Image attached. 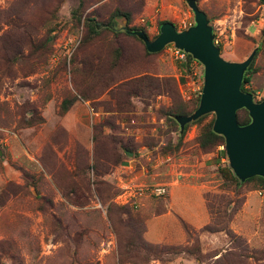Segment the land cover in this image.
<instances>
[{
	"label": "rangeland",
	"instance_id": "374dc122",
	"mask_svg": "<svg viewBox=\"0 0 264 264\" xmlns=\"http://www.w3.org/2000/svg\"><path fill=\"white\" fill-rule=\"evenodd\" d=\"M197 5L222 59L257 52L264 0ZM115 10L129 23L115 18L116 33L86 40L85 19L103 22ZM164 21L177 31L192 26L186 0H0V264H174L181 255L193 264H264V187L222 180L224 145L199 149L213 114L176 149L180 128L166 114L196 87L180 85L165 48L147 55L123 31L152 41ZM175 181L201 190L215 231L202 243L191 236L184 248L193 254L143 249L139 240L167 196L136 193L169 192Z\"/></svg>",
	"mask_w": 264,
	"mask_h": 264
},
{
	"label": "water",
	"instance_id": "95a60500",
	"mask_svg": "<svg viewBox=\"0 0 264 264\" xmlns=\"http://www.w3.org/2000/svg\"><path fill=\"white\" fill-rule=\"evenodd\" d=\"M186 2L194 17V24L186 30L177 31L168 22L161 25L158 36L152 41L143 32H131L125 28L123 31L142 41L149 54L160 53L172 44L203 67V87L198 107L191 115L176 118L180 132L187 124L213 114L212 131L224 139L225 155L234 176L242 183L254 177L264 179V100L255 102L251 94L241 91L244 73L256 50L242 62L222 59L214 44L213 29L206 14L195 0ZM239 110L248 113V125H238L236 113Z\"/></svg>",
	"mask_w": 264,
	"mask_h": 264
},
{
	"label": "crops",
	"instance_id": "0c3cea01",
	"mask_svg": "<svg viewBox=\"0 0 264 264\" xmlns=\"http://www.w3.org/2000/svg\"><path fill=\"white\" fill-rule=\"evenodd\" d=\"M245 89L254 100L257 98L254 97L256 93H259L260 97L263 95L262 99H264V69L252 76L251 83L245 86ZM177 184L178 182L175 181L170 185L171 188L169 187L165 210L145 220L142 236L144 242L156 246L184 247L192 243L191 236L197 235L201 243L209 236L202 232L210 218L201 190H191L188 185ZM174 264H193V262L184 259L181 255L176 258Z\"/></svg>",
	"mask_w": 264,
	"mask_h": 264
},
{
	"label": "trees",
	"instance_id": "16d2710c",
	"mask_svg": "<svg viewBox=\"0 0 264 264\" xmlns=\"http://www.w3.org/2000/svg\"><path fill=\"white\" fill-rule=\"evenodd\" d=\"M196 3H197V0H195ZM200 9V8H199ZM201 10V9H200ZM115 18H124L126 21H127V24L129 23L130 21V18H129V15L128 14H123L121 13L120 11L118 10H115L110 16L109 18L106 20V21H103V22H99L97 20H95L94 18L92 17H88L85 19V24H86V28H87V35H86V40L88 41H91L95 38H97L98 36H100L101 34V31L105 30V31H110L112 33H116L115 29H114V19ZM165 23H168L167 21H164V22H160L158 24V29L161 27V25L165 24ZM136 29H132V28H128V31H135ZM138 31H141L142 30H138ZM119 33H123V32H119ZM144 33V32H143ZM125 34V32L123 33ZM127 35V34H126ZM260 37H261V42L259 43L258 47L256 48L257 49V52L254 56V59L253 61L251 62V64L249 65V67L247 68V70L245 71L244 73V76H243V80H242V84H241V91L244 92V93H247L249 94L248 90L245 89V86L249 85L251 83V79H252V76L255 75L256 73H258L261 69H264V66H263V61L261 62H258V53L260 52L261 50V46L264 47V26L260 32ZM131 38L133 39H136L138 40L144 47V50H145V53L147 55H149V53L146 51L145 49V46L144 44L142 43V41H140L137 37L135 36H131ZM262 51V50H261ZM187 60L188 61H191V57L189 55H187ZM185 78L182 76L179 78V82H180V85L184 84L185 83ZM199 98L200 96H198L196 99H190V100H187V101H184V104H191V107L190 108H187L185 107L184 104H176V107L171 111L169 112L168 114H166V117H167V120L172 124V125H175L177 126V122H176V118L178 117H186V116H189L191 115L198 107V103H199ZM264 99H260L259 101L257 102H261L263 101ZM68 109V106L66 104V102H64L62 104V111L66 112ZM207 117V115L199 118L198 120H196L195 122H192L190 124H187L185 127H184V130L183 132H179V136H178V144L176 145V149L178 148V146L180 145L181 143V140L182 138L184 137L187 129L192 126V125H199L201 124V122ZM236 120H237V123L239 126H246L250 123V118H249V115L248 113L245 111V110H239L237 113H236ZM213 121H214V118L209 122L207 123L206 125H204L201 130H200V133H199V136L197 138V144H198V147L201 151H205L204 153H206V151L208 150H211L217 146H223L224 145V139L219 136V135H216L213 133L212 131V126H213ZM127 151V153H129V149H126L125 152ZM224 155H225V151H224ZM218 174L219 176L222 178L223 181L225 182H230V183H233L235 184L236 186H242L243 184H246V183H250L252 181H256L258 182L261 186L264 187V179L261 178V177H254V178H251V179H248L246 180L245 182H240L233 174V172L231 171V169L228 167V166H224L222 167L221 169L218 170ZM127 213L128 210H126ZM210 224L207 225L206 227H204L202 229V232H210V233H214L215 231H210ZM143 232L144 230L142 231V234L139 236V240H140V243H141V247L143 249H152V248H155V247H167V246H156V245H151V244H148L146 242H144L142 236H143ZM175 248H183V249H180V253H189V254H193V250H188L187 248H184V247H175Z\"/></svg>",
	"mask_w": 264,
	"mask_h": 264
},
{
	"label": "built area",
	"instance_id": "2783aa9c",
	"mask_svg": "<svg viewBox=\"0 0 264 264\" xmlns=\"http://www.w3.org/2000/svg\"><path fill=\"white\" fill-rule=\"evenodd\" d=\"M165 51L168 55L177 63L180 70V76L186 79L187 86H195L196 90L193 94L200 96L203 87V67L195 60L188 61L187 54L183 51L176 49L173 45H167ZM196 95H183V98L190 100ZM259 93L255 94V97H259ZM197 96V97H198ZM136 195L140 198L145 195L146 197L161 198L168 195V188L166 186H153L150 188L139 189Z\"/></svg>",
	"mask_w": 264,
	"mask_h": 264
}]
</instances>
